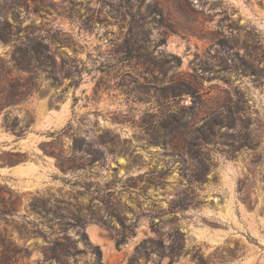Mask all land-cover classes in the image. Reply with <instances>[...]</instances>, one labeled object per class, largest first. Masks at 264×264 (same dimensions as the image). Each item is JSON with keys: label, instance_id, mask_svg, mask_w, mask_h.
<instances>
[{"label": "rangeland", "instance_id": "obj_1", "mask_svg": "<svg viewBox=\"0 0 264 264\" xmlns=\"http://www.w3.org/2000/svg\"><path fill=\"white\" fill-rule=\"evenodd\" d=\"M8 1L79 81L0 122L15 264H264V0Z\"/></svg>", "mask_w": 264, "mask_h": 264}, {"label": "trees", "instance_id": "obj_2", "mask_svg": "<svg viewBox=\"0 0 264 264\" xmlns=\"http://www.w3.org/2000/svg\"><path fill=\"white\" fill-rule=\"evenodd\" d=\"M21 6L20 1L0 0V45L12 48L7 57L0 55V118H3L5 128L17 138L24 135L25 127L21 125L17 116H12V112L29 102L35 94L40 96L45 94L42 79L54 86L60 85L63 79L68 77L72 79L71 84L75 87L79 85V81H75V74L66 71L67 56H61V61L58 60L54 49L57 40L47 41L36 35L32 26L23 28L16 19L14 22L10 21L9 15H14ZM28 31L30 33L26 34ZM23 32L25 35L22 36ZM172 57L181 62L180 57L174 55ZM52 155L57 158L63 169V157ZM7 193L10 197L6 196ZM13 196L10 190L0 187V217L4 221L18 213L19 196L15 195V199ZM39 206L45 209L46 202L41 201ZM0 250V264H15L19 258L26 257L29 253L27 248H19L9 240L6 229L0 230ZM64 250L67 248L62 247L61 251ZM96 250L100 260L101 251L99 247H96ZM54 253L56 254L57 250H54ZM59 258L60 256H57V259Z\"/></svg>", "mask_w": 264, "mask_h": 264}, {"label": "bare ground", "instance_id": "obj_3", "mask_svg": "<svg viewBox=\"0 0 264 264\" xmlns=\"http://www.w3.org/2000/svg\"><path fill=\"white\" fill-rule=\"evenodd\" d=\"M92 238H93V240H96L97 239L96 233H93L92 232Z\"/></svg>", "mask_w": 264, "mask_h": 264}, {"label": "water", "instance_id": "obj_4", "mask_svg": "<svg viewBox=\"0 0 264 264\" xmlns=\"http://www.w3.org/2000/svg\"><path fill=\"white\" fill-rule=\"evenodd\" d=\"M1 120H2V118H0V122H1ZM14 168H16V167H11V169H14Z\"/></svg>", "mask_w": 264, "mask_h": 264}]
</instances>
